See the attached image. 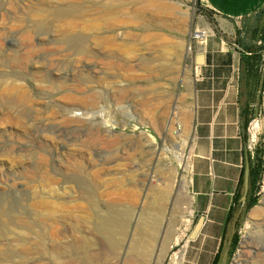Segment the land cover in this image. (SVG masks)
<instances>
[{
	"label": "rangeland",
	"instance_id": "rangeland-1",
	"mask_svg": "<svg viewBox=\"0 0 264 264\" xmlns=\"http://www.w3.org/2000/svg\"><path fill=\"white\" fill-rule=\"evenodd\" d=\"M71 1L85 14L63 37L55 31L70 18L54 22L41 13L46 20L34 28L41 19L34 11L66 3L0 0V264H48L62 256L74 264H124L136 237L159 245L188 219V170L175 153L183 143L189 160L186 48L203 14L199 0H111L121 4L113 16L94 10L95 1ZM249 22L264 31V15ZM105 36L111 46L95 42ZM8 84L17 88L13 96L2 95ZM259 90L246 143L254 165L262 162L256 203L237 211L238 243L227 264L241 251L243 264H264L262 82ZM69 95L83 99L88 115L97 112L94 120L64 116L74 106Z\"/></svg>",
	"mask_w": 264,
	"mask_h": 264
},
{
	"label": "crops",
	"instance_id": "crops-1",
	"mask_svg": "<svg viewBox=\"0 0 264 264\" xmlns=\"http://www.w3.org/2000/svg\"><path fill=\"white\" fill-rule=\"evenodd\" d=\"M199 5L203 14L196 28L205 29L208 37L203 45L193 40L190 44L186 126L190 171L185 206L190 213L186 212L189 232L199 217L203 223L185 246L180 264H227L236 233L235 220L228 221V215L237 207L235 197L248 156L247 129L255 105L251 99L260 91V82L258 89L250 76L255 65L253 70L250 65L262 53L255 46L259 43L256 35L264 31L249 21L264 15V0H199ZM199 54L203 63L196 66L194 58ZM260 72L261 67L256 70L258 79ZM239 201L243 206L241 197ZM175 236L173 227L159 245H153L151 238L136 237L124 264H164ZM116 247L110 241V249Z\"/></svg>",
	"mask_w": 264,
	"mask_h": 264
},
{
	"label": "bare ground",
	"instance_id": "bare-ground-1",
	"mask_svg": "<svg viewBox=\"0 0 264 264\" xmlns=\"http://www.w3.org/2000/svg\"><path fill=\"white\" fill-rule=\"evenodd\" d=\"M58 1L60 3H66V4H63L64 6H58V5L55 7H52V6L49 7L48 6V9L34 11L35 12L34 16L41 18L40 21H38L37 24H35L36 26H34V28H37V27L41 28L42 27L41 24H44L43 20H46V19H44L46 17L42 14H46L48 17L52 18L54 22H59L63 18L68 17L71 20H66L64 22L63 27H61L60 30L55 31V32L60 31V35H62L63 37H69L68 35L71 31H76L77 29H79V26H80L79 18L83 17L85 14V11L82 9L84 7V5L83 4L75 5L71 0H58ZM81 1H84V0H81ZM91 1H93V2L95 1V3L92 2L93 3L92 8H94V10L102 11L103 13H105L108 16H113L115 13H117V11H119L120 6H121V4H119V5L113 4L111 2V0H109L110 2H103V3L100 0H91ZM100 3H102V4H100ZM105 32H110V31H105ZM67 41H69L71 44H77V45L79 43L78 38H74V39L69 38V40H67ZM95 42L99 45L106 47V46H111L113 44V39L111 36L95 37ZM186 49H187V52H190L189 47H187ZM16 91H17V88L15 87L14 84H8L5 86L4 90L2 91V95L8 96L9 94H11L13 96V93H16ZM20 98L23 99L22 97H20ZM67 99L71 103H74L73 107L71 106V107L64 109L63 115L68 117L69 119L70 118H72V119L78 118V119L92 120L94 116H97V112H93L92 115H88L91 113L89 110L86 111L83 109L82 105H83L84 101L81 97H75V96L69 95L67 97ZM19 101H20V99L18 97H15L13 99V102H19ZM81 109L84 110L83 112H81V114H77L75 112L77 110L80 112ZM251 128H252L253 132H256L259 128V122L254 121L252 123ZM183 149H184V144L183 143L179 144V147L175 153V157H178V160L180 161L181 164L184 165V168L186 170H189V163H188L189 160H188V157H184L183 151L185 149L184 150ZM190 169H191V167H190ZM50 206L51 205H48L47 207H50ZM254 216H255V210H252L249 213L248 218L252 219V217H254ZM252 225L253 224L250 221L246 222L245 234L247 237H248V235L251 236V231L253 229ZM105 233L109 234L110 229H108V230L106 229ZM109 236H111V233L109 234ZM177 237L178 236H175L174 239H176ZM247 242H248V239L245 240L242 245L244 246V244H246ZM240 253L241 254H239V256L235 259V262H234L235 264H243L242 251ZM61 258H60L61 260H59V261L53 260V261L49 262L48 264H74L75 263L74 259H72V258L65 257V256H62Z\"/></svg>",
	"mask_w": 264,
	"mask_h": 264
},
{
	"label": "trees",
	"instance_id": "trees-1",
	"mask_svg": "<svg viewBox=\"0 0 264 264\" xmlns=\"http://www.w3.org/2000/svg\"><path fill=\"white\" fill-rule=\"evenodd\" d=\"M262 35L264 36V34H262ZM263 36L260 37V40L264 43V37ZM257 48H258V50L262 51L261 47H256V49ZM260 63H261V54H258V55H255V57L253 59V63H251V65H250V70H253L254 65H255V70H254L255 72L251 71L250 76L254 79L256 86L259 85V82H262V84H264V72L262 74L260 73L259 79H258V75L256 74V70H258V71L260 70V66H258V64H260ZM246 161H248V163L250 165L249 188H248L247 195H246V201L244 203L245 209L247 210V209L251 208L252 206H254L256 203V198L254 196V193H255V190L257 189L256 183H257L259 176H260L262 162L258 161L257 164L254 165V163L251 161L249 155L247 156ZM243 172L244 171H242V177L240 179V190H239L238 194H236V197H235V204L237 205V207L230 210V213L228 215V221L229 220L231 221L232 219L236 220L237 211L239 210L240 205H242L239 200H240V197L242 196V193H243ZM235 224H236V222H235ZM237 243H238V233L236 231V233H234L233 238L230 242V251H229L230 254H232L233 251L235 250Z\"/></svg>",
	"mask_w": 264,
	"mask_h": 264
},
{
	"label": "built area",
	"instance_id": "built-area-1",
	"mask_svg": "<svg viewBox=\"0 0 264 264\" xmlns=\"http://www.w3.org/2000/svg\"><path fill=\"white\" fill-rule=\"evenodd\" d=\"M207 37H208V32L203 28H196L191 36L192 40L199 45L205 44ZM189 220L190 219L188 217V219L184 222V224L179 227L178 237L174 239L173 243L171 244L167 257L164 261V264L181 263L183 251L189 241L188 239L189 226H190Z\"/></svg>",
	"mask_w": 264,
	"mask_h": 264
},
{
	"label": "water",
	"instance_id": "water-1",
	"mask_svg": "<svg viewBox=\"0 0 264 264\" xmlns=\"http://www.w3.org/2000/svg\"><path fill=\"white\" fill-rule=\"evenodd\" d=\"M203 63V56L201 54L196 55L194 58V64L196 66H200ZM249 174H250V165L248 163V161H246L245 163V168H244V172H243V193L241 196V201H245L246 200V195H247V191L249 188ZM203 223V218L199 217L197 219V221L195 222V224L193 225L191 231L188 234V239L189 240H193L195 239V237L197 236L201 226Z\"/></svg>",
	"mask_w": 264,
	"mask_h": 264
}]
</instances>
